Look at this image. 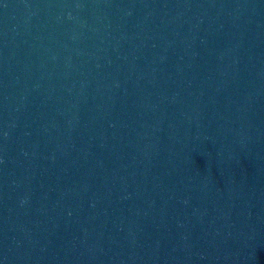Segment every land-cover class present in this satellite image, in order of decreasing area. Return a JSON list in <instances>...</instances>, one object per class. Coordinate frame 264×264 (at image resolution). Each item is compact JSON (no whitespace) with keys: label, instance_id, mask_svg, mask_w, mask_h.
<instances>
[{"label":"water","instance_id":"1","mask_svg":"<svg viewBox=\"0 0 264 264\" xmlns=\"http://www.w3.org/2000/svg\"><path fill=\"white\" fill-rule=\"evenodd\" d=\"M0 264H264V0H0Z\"/></svg>","mask_w":264,"mask_h":264}]
</instances>
